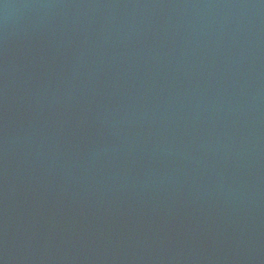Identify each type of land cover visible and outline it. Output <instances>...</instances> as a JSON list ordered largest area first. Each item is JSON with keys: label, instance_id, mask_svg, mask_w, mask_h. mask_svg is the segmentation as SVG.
I'll return each mask as SVG.
<instances>
[{"label": "water", "instance_id": "1", "mask_svg": "<svg viewBox=\"0 0 264 264\" xmlns=\"http://www.w3.org/2000/svg\"><path fill=\"white\" fill-rule=\"evenodd\" d=\"M0 264H264V0H0Z\"/></svg>", "mask_w": 264, "mask_h": 264}]
</instances>
